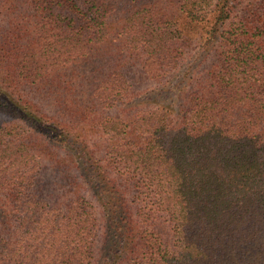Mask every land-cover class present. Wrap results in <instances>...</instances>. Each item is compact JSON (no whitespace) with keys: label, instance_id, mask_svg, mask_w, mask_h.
<instances>
[{"label":"trees","instance_id":"1","mask_svg":"<svg viewBox=\"0 0 264 264\" xmlns=\"http://www.w3.org/2000/svg\"><path fill=\"white\" fill-rule=\"evenodd\" d=\"M0 110V264H264V0H0Z\"/></svg>","mask_w":264,"mask_h":264},{"label":"rangeland","instance_id":"2","mask_svg":"<svg viewBox=\"0 0 264 264\" xmlns=\"http://www.w3.org/2000/svg\"><path fill=\"white\" fill-rule=\"evenodd\" d=\"M202 54L201 49H195L188 55L184 61L182 67H180L175 75L165 84L164 87L158 89L148 88L142 90L141 93L123 99L124 105L139 104V105H154V106H167L169 108H175L178 105L179 95L184 88L187 77L185 76L184 69L193 67ZM8 117V114L0 110V121Z\"/></svg>","mask_w":264,"mask_h":264}]
</instances>
